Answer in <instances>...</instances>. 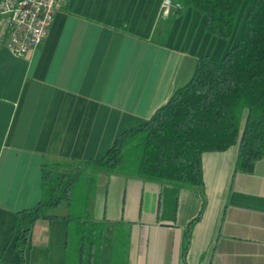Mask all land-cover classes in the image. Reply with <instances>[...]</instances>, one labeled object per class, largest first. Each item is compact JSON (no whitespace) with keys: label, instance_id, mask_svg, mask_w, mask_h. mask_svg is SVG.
<instances>
[{"label":"crops","instance_id":"obj_1","mask_svg":"<svg viewBox=\"0 0 264 264\" xmlns=\"http://www.w3.org/2000/svg\"><path fill=\"white\" fill-rule=\"evenodd\" d=\"M161 1L60 0L37 48L22 56L0 48V260L16 261L11 225L40 198L42 163L101 157L188 81L199 55L217 58L236 43L240 26L216 38L182 0H172L179 14L162 18ZM236 153L237 144L201 153L204 204L183 256L186 224L202 205L196 184L98 173L91 216L103 222L100 259L264 264V156L242 172L233 171ZM64 211L61 203L49 212ZM66 227L37 218L25 264H63Z\"/></svg>","mask_w":264,"mask_h":264},{"label":"trees","instance_id":"obj_2","mask_svg":"<svg viewBox=\"0 0 264 264\" xmlns=\"http://www.w3.org/2000/svg\"><path fill=\"white\" fill-rule=\"evenodd\" d=\"M182 7L203 15L205 32L225 40L243 8L236 43L217 58L199 55L188 81L147 119L119 132L101 157L65 162L63 170L59 163H42L40 198L16 210L11 225L16 261L0 264H25L27 233L39 217L66 221L63 264H101L103 222L91 216L98 173L196 184L202 205L186 224L183 256L204 204L201 153L237 144L233 171L242 172L264 156V0H182ZM61 203L63 214L49 212Z\"/></svg>","mask_w":264,"mask_h":264},{"label":"built area","instance_id":"obj_3","mask_svg":"<svg viewBox=\"0 0 264 264\" xmlns=\"http://www.w3.org/2000/svg\"><path fill=\"white\" fill-rule=\"evenodd\" d=\"M60 0H0V48L22 56L43 41ZM181 9L178 2L162 0L160 15Z\"/></svg>","mask_w":264,"mask_h":264},{"label":"rangeland","instance_id":"obj_4","mask_svg":"<svg viewBox=\"0 0 264 264\" xmlns=\"http://www.w3.org/2000/svg\"><path fill=\"white\" fill-rule=\"evenodd\" d=\"M240 14H241V16L239 17V21H238V23H237V28L239 27V22H240V20H241V18L243 17V14H244V9L242 8L241 9V11H240ZM65 164L64 163H59L58 164V166L56 167L58 170H63V169H65ZM121 241V240H120ZM113 244V243H112ZM115 248H117V245L115 244ZM118 250L120 251V246L118 247ZM114 255H117L116 254V251H113V254L111 255V259H110V261H112V258H113V256ZM119 256H117V257H120V254H118ZM121 258V257H120ZM100 263L101 264H109V261L107 260V258L105 259V258H101L100 259Z\"/></svg>","mask_w":264,"mask_h":264}]
</instances>
